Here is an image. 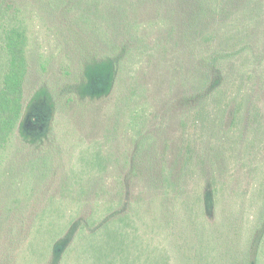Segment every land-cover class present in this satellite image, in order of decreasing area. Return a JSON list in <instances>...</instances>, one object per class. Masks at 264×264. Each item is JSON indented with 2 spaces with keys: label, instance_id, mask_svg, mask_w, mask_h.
<instances>
[{
  "label": "rangeland",
  "instance_id": "obj_1",
  "mask_svg": "<svg viewBox=\"0 0 264 264\" xmlns=\"http://www.w3.org/2000/svg\"><path fill=\"white\" fill-rule=\"evenodd\" d=\"M14 24L29 72L0 151V264L243 263L264 224V0H0V86ZM114 218L92 258L75 235Z\"/></svg>",
  "mask_w": 264,
  "mask_h": 264
},
{
  "label": "trees",
  "instance_id": "obj_2",
  "mask_svg": "<svg viewBox=\"0 0 264 264\" xmlns=\"http://www.w3.org/2000/svg\"><path fill=\"white\" fill-rule=\"evenodd\" d=\"M4 34L5 39L3 48L8 54L9 58L6 71L3 74L2 85L0 86V151L6 148V146L9 144L23 117L25 95L24 85L29 72V61L27 58L28 37L26 34V29L22 25L14 24L10 27H7L4 30ZM217 85L218 82L216 81V79H214V81L207 79L202 84V87L215 88ZM244 112L242 115L246 113ZM233 129V127H229L227 130H225L227 132V136H229V132ZM242 132L243 130L240 129V134ZM226 143L227 141H225V139H221L220 144L222 147H224ZM216 165L218 167V160L212 161V167H214V169L217 168ZM218 180L219 178L217 176V173L215 174L214 171V173L210 177L212 186V201H214L215 197L217 196V192L219 189V187H217ZM201 198L202 197H199V203H196L199 209L198 214L195 213L194 208H191L190 211H192L195 216L202 217L203 220L201 219V221H199L196 226L199 227V229H202V232H204L203 234L206 235L203 221L207 222L209 225L212 224L209 222V220L204 218L205 208ZM262 206L264 208V203ZM186 208H189L187 204ZM92 218L93 215L88 218L89 223H91ZM88 222L86 221V225L78 230L75 238L77 240L79 237H84V240L86 241L82 244L81 248L87 251L90 256L94 258L96 255L95 252L97 250V247L101 246L104 243L108 230L118 222V219L114 218L109 222H106L105 224L100 226L98 230L90 229ZM56 237L55 239L53 238L52 242L48 245V248L51 252L56 253V257H59L60 260L62 258L63 260L65 256H67L66 253L68 252L67 249L69 242L66 241L64 245V240H62V238L60 237ZM211 240L213 239L208 238L207 240L202 241V243L206 244ZM203 249L204 247L201 246V251H204ZM187 255L190 263L196 258L194 262L198 264H231L230 260H226V262L219 261V259H217V256L215 257L211 252L203 255L202 257V255H200V250L193 251V248ZM241 264H264V224L262 225V230L258 236V239L255 242L253 240L247 250L245 260Z\"/></svg>",
  "mask_w": 264,
  "mask_h": 264
}]
</instances>
